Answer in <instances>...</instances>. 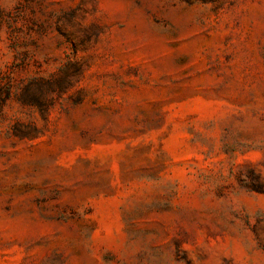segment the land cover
Segmentation results:
<instances>
[{
  "label": "rangeland",
  "instance_id": "1",
  "mask_svg": "<svg viewBox=\"0 0 264 264\" xmlns=\"http://www.w3.org/2000/svg\"><path fill=\"white\" fill-rule=\"evenodd\" d=\"M0 264H264V0H0Z\"/></svg>",
  "mask_w": 264,
  "mask_h": 264
},
{
  "label": "trees",
  "instance_id": "2",
  "mask_svg": "<svg viewBox=\"0 0 264 264\" xmlns=\"http://www.w3.org/2000/svg\"><path fill=\"white\" fill-rule=\"evenodd\" d=\"M1 94V93H0Z\"/></svg>",
  "mask_w": 264,
  "mask_h": 264
}]
</instances>
